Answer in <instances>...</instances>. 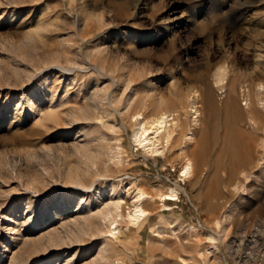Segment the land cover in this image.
<instances>
[{
  "label": "rangeland",
  "instance_id": "rangeland-1",
  "mask_svg": "<svg viewBox=\"0 0 264 264\" xmlns=\"http://www.w3.org/2000/svg\"><path fill=\"white\" fill-rule=\"evenodd\" d=\"M185 98L199 106L195 122L179 112L187 136L138 148L137 122ZM249 108L264 116V0H0V264H264V133L230 134L252 130ZM111 183L125 216L133 184L150 196L114 236L97 214ZM168 187L176 198L161 200ZM58 192L77 199L48 220Z\"/></svg>",
  "mask_w": 264,
  "mask_h": 264
},
{
  "label": "bare ground",
  "instance_id": "bare-ground-1",
  "mask_svg": "<svg viewBox=\"0 0 264 264\" xmlns=\"http://www.w3.org/2000/svg\"><path fill=\"white\" fill-rule=\"evenodd\" d=\"M95 36H96V34H95ZM83 58H84L83 63L88 64L87 65L88 67L86 68L85 71H91L92 70V71H95V73H97L98 76L103 75V76L107 77V75L102 72L103 67L96 65L94 63L92 64L91 62L88 63L86 61L88 59L84 56H83ZM84 69H85V66H84ZM225 76H226V68L224 66L217 67L216 71L214 72V82H215V84L220 85V88H224L222 83L225 79ZM129 82L130 81H128V83ZM115 84H117L116 81L111 83L109 85L110 86L109 88L111 89ZM109 91L110 90H108V92ZM193 94L195 95V93H193ZM194 95H192V97ZM249 96H251L250 92H249ZM187 98H190V96ZM187 98H185L184 100H182L180 102L173 103L171 105V107H168L167 105L164 106L165 104L164 105L161 104V106H159L158 109L153 111L151 113V115L143 116V118L141 120H139L137 122V124L134 126L133 141H134L135 145L138 148L142 149L145 153L147 152V153L156 155L162 151L161 148L159 147L160 140L164 139V140L168 141L169 139L172 138V136H174L173 134H175L176 132H177V135H180L181 137H186L187 131H188V129L186 130L187 122L181 121V119L179 117V112L183 111L189 107V111L191 112V117L193 118L192 122L197 121L196 115L199 112L198 111L199 106L196 103L197 101H195L194 98L191 101H188ZM195 98H197V95H195ZM113 99L114 100H110L111 101L110 103L119 102L116 98H113ZM127 102H128L127 103V106H128L130 103L129 98H128ZM137 114L140 115V113H137ZM230 116L237 123L242 120V119L239 120V118H238L239 114H238L237 109L232 108V107L230 108ZM51 118H53V114L51 112H48V114H46V116L44 117V119H46V120L51 119ZM248 119L252 123L253 127H252L251 131L248 130L249 132L248 133L246 132L247 136L244 134V131H242L238 127L239 124L237 126L232 127L230 134L233 135L234 137L238 138V139L245 136V137H247V141L252 145V144H256L254 139L258 137L257 133L258 132L264 133V116H260V115L256 114L252 110V108H249V118ZM195 124L196 123H194V125ZM188 126H190V125H188ZM245 131H247V130H245ZM226 148L227 149H236L237 143L232 142ZM181 150H183V149H181ZM119 151H120V147L117 145L115 150L110 152L111 158L116 159L117 161H120L119 160L120 159ZM84 157L86 158V162L84 164L87 167H89L90 165L95 163V160H96L95 155H93V154L92 155H85ZM253 162L254 161H252L251 157L248 156L245 158V160H243L242 166L247 167V165H250V163L253 164ZM243 169H241L240 172H242ZM245 169H247V168H245ZM246 171L247 170H245L244 172H246ZM242 173H241V175H243ZM191 174H192V160L188 157H184L183 167H182L180 176H184L185 178H189L191 176ZM246 174H248V173L246 172ZM66 181L79 183L81 185L83 184L81 176L76 171H70L66 175ZM109 188H110V190L108 189V191H106V192H107V194H110L111 197H109L108 198L109 200H107V202L103 204L102 209L100 208V210H98L99 212L97 214L99 215V218L102 219V221L108 222V226L106 227L107 228L106 232L109 233L110 235L114 236L118 232L117 227H116L118 217L124 216L130 224H137L141 219H143L146 216L147 211L145 208H143L142 203H143V200L150 199V196H148V194L144 190L139 188L137 185L133 184V192H134L133 198H132L133 200L131 201L132 203L130 202L131 205L129 204L128 208H126V209H128V211H127L126 216H125L122 214V211H120V209L122 208L121 197L116 196L117 193L115 192V190L112 186V183L109 184ZM131 188H132V186H131ZM104 191H105V189L103 190V192ZM100 193H102V192L99 190L96 198H99ZM177 194H178V192L175 188L168 187L167 191L165 193L159 194V198H161V200H174L176 198ZM112 196H114V197L112 198ZM52 198H53L52 207L48 208L47 212L45 213L48 220L55 219L56 216L58 215V210L61 209L62 207H65L66 205H68V203L65 202V198L70 199L69 204L74 203L77 199L76 195H74L72 193H67V192L55 193V194H53ZM61 201H62V203H61ZM43 218H45V217H43ZM83 221L85 222V220H83ZM223 222H225V220ZM88 223L91 224L90 221L87 222V224ZM81 224H82L81 225L82 227L79 228L78 230L80 232V235H83L85 232L88 231V227H87L88 225L86 223H83V222ZM90 224H89V226H90ZM217 224L220 225V222L218 220H217ZM220 232L223 234V236L226 235L227 228L225 226H223L221 228ZM88 234H91V233H88ZM80 235H78V240L80 238ZM206 237L209 241L212 242V248H211V250L209 249L210 253H214L216 240L212 235L207 234ZM103 243H104L103 241L99 242V244H103ZM105 260H108V259H105ZM94 264H98V263H94Z\"/></svg>",
  "mask_w": 264,
  "mask_h": 264
}]
</instances>
